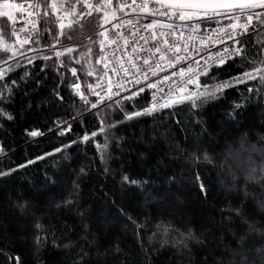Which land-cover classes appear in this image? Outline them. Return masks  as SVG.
<instances>
[{
    "label": "trees",
    "instance_id": "trees-1",
    "mask_svg": "<svg viewBox=\"0 0 264 264\" xmlns=\"http://www.w3.org/2000/svg\"><path fill=\"white\" fill-rule=\"evenodd\" d=\"M45 2L22 54L0 14V264H264V29L136 116L147 93L89 110L70 87L108 77L102 13Z\"/></svg>",
    "mask_w": 264,
    "mask_h": 264
},
{
    "label": "built area",
    "instance_id": "built-area-1",
    "mask_svg": "<svg viewBox=\"0 0 264 264\" xmlns=\"http://www.w3.org/2000/svg\"><path fill=\"white\" fill-rule=\"evenodd\" d=\"M87 2L95 5L98 1L87 0ZM123 2L124 0H115L116 4ZM128 2L131 3V0ZM156 7H158L156 4L149 5L150 9ZM116 8L117 5L116 7L114 5L113 10L116 19L110 20V23H104L103 27L100 28L108 37L107 40L103 37V45L101 46L108 73L107 79L93 84L87 90L83 88L77 76L70 83L72 92L87 104L89 110L96 109L102 102H116L134 97L133 93L139 92L141 88L144 91L139 92V94H148L149 107L159 108L202 76L203 71L208 72L211 68L220 65L221 57L227 61L229 59L228 53H232L231 58L236 56L233 49L239 48V44L228 38L229 33L241 41L245 36L253 34L261 28L254 22L256 24L255 30L249 28L248 33L241 35L240 29L235 32L229 29L228 26L233 23V20L225 15L215 16L212 19L180 21L176 18L169 19L167 16L147 15L146 12L141 13L139 10L133 12L128 7H125L123 11H118ZM82 11L86 13L88 9L82 8ZM86 17L88 16L85 15L83 18ZM227 19L231 22L212 24ZM127 21H131V25H128ZM153 21H159L161 24H173L174 27L172 29L156 27L151 30H146L143 27ZM241 22H243V17ZM113 25L119 26L114 28ZM194 28H196L195 31H193ZM224 29L227 32L223 31ZM153 32L157 36L160 32L167 35L153 41ZM118 34L128 38L129 43H125V40L120 38ZM141 36L145 37L148 43H145L144 39H140ZM113 39H115V43H111ZM164 40L168 41L167 45L164 44ZM59 46L55 43L50 47L55 50V55ZM156 46L161 48V52L165 54V59H160L161 53L153 56L152 52L148 51L149 49L154 51ZM177 46L180 48L178 53L175 51ZM141 48L144 51H141ZM169 48L172 51H169ZM225 49L228 52H225ZM129 57H131V63ZM146 57L150 58L149 65L143 64V59ZM177 57L183 59L177 62ZM170 61L171 63H169ZM133 63L137 65L136 68L132 67ZM172 64L175 66L173 67ZM121 65L128 70V75H125ZM150 67L156 70L157 75H152V72L149 71ZM189 68L192 69L191 72L188 71ZM181 71H184L185 75L181 76ZM145 74L147 79H145ZM151 85H155V87H151ZM58 128L65 129L66 123L59 125Z\"/></svg>",
    "mask_w": 264,
    "mask_h": 264
},
{
    "label": "snow or ice",
    "instance_id": "snow-or-ice-1",
    "mask_svg": "<svg viewBox=\"0 0 264 264\" xmlns=\"http://www.w3.org/2000/svg\"><path fill=\"white\" fill-rule=\"evenodd\" d=\"M81 3L82 8L88 9V11L80 12L79 17L82 19L85 15L91 17L93 15V12L100 13L104 12V17H101L104 19L107 17L108 12L105 11V7L111 8L112 7V0H98V2L93 5L90 2H87V0H79ZM150 4H156L158 7L150 9ZM135 5V7H133ZM5 7H9V5H5ZM44 7H52L53 9L56 8V4L53 3L51 5L47 4V2L44 3ZM125 7L130 8L133 12L140 11L141 13L146 12L147 15H160V16H167L169 19L176 18L180 21H192V20H203V19H212L215 16L225 15L229 19L233 20V23L230 24L228 27L232 30V32H235L237 29H240V34L244 35L249 32V28H252L255 30L256 24L254 21L259 23L260 25L264 26V11H255L256 9L264 10V0H131V3L128 2V0H124L123 3H118L116 10L123 11ZM74 8V6H73ZM4 16H8L7 13L3 14ZM45 16L48 15L47 12L44 13ZM72 15H76V12L73 10ZM243 17V22H241V19ZM113 19H116L115 15H113ZM8 20H11V17L8 16ZM74 23H79V20L74 21ZM105 23H110L107 19H105ZM128 25H131V21L126 22ZM72 24H69L68 27H71ZM119 25H113L114 28L118 27ZM64 25L61 24V28L63 29ZM100 27H103V25H100ZM146 30H151L156 27H162V28H169L172 29L174 27L173 24H161L159 21H153L147 25L143 26ZM199 26L197 25V28ZM196 28L193 29L195 31ZM223 31H226L224 29ZM137 32H139V29H137ZM63 35V31L60 33ZM99 35L103 36L105 40L108 39V37L105 35V32H100ZM120 38H123L125 40V43H129L128 38H125L122 36V34H118ZM135 35V34H133ZM167 34L164 32H160L159 36L155 32L152 33V39L153 41H156L160 37H164ZM228 38L233 40L234 43L240 44L241 41L236 38V36L231 35L229 33ZM140 39H144L145 43H148V40L141 36ZM28 41L26 40L25 43ZM115 39L111 41V43H115ZM101 44L103 45V41H101ZM164 44L167 45L168 41L164 40ZM22 46V45H21ZM3 50L7 51L8 48L5 47ZM74 49L68 48L67 51L71 53ZM103 50V48H101ZM136 50L135 48L133 49ZM141 51H144L143 48L140 49ZM148 51L152 52V55L155 56L157 53H161L160 59H165V54L161 52V48L159 46L155 47V50L152 51L149 49ZM169 51H172L171 48H169ZM175 51L178 53L180 52V48L177 46L175 47ZM225 52H228L227 49H225ZM233 52L235 55H241V49L235 48L233 49ZM63 53L57 52L56 55L60 56ZM232 53H228V58L231 59ZM46 59L48 57H45ZM182 57H177V62H180L182 60ZM78 62V61H77ZM129 62L131 63V57H129ZM6 63V61H5ZM150 58L146 57L143 59V64L149 65ZM171 63V61L169 62ZM198 63V62H197ZM220 64L225 63V59L221 57ZM264 63V62H262ZM174 67L175 65L172 64ZM133 68H136L137 65L135 63L132 64ZM121 69L124 71L125 75H128V70L123 68V65H121ZM149 71L152 72V75H157V72L154 68H149ZM189 72L192 71L191 68L188 69ZM255 73L257 75H260L261 72H264V69H254ZM203 75H207V71L202 72ZM3 71H0V78H2ZM73 75H75V70H73ZM91 75V73H89ZM181 76L185 75L184 71H181ZM244 76L248 79H256V75H253L251 72L244 73ZM261 79H264V76H260ZM145 79H147V75L145 74ZM167 79V78H166ZM189 82H192L189 80ZM238 82H243L242 80ZM197 84H199V81H196ZM151 87H155V85H151ZM226 87H231V84L229 82H224L221 84H218L216 86L217 90H223ZM144 91V89H140L139 92ZM162 91V89H161ZM139 92L133 93V95H139ZM205 93L201 92L199 93L196 98L198 99L200 96H203ZM131 99V97H129ZM184 99H192V95H189L187 97H184ZM95 106V105H93ZM169 104H163L161 107H168ZM193 106H195V102L193 101ZM155 110V106L153 108L145 109L144 113L136 112L133 115H142V114H150L152 111ZM129 119L132 118V116L128 117ZM32 135H37L36 132H33ZM87 139V137H85Z\"/></svg>",
    "mask_w": 264,
    "mask_h": 264
},
{
    "label": "rangeland",
    "instance_id": "rangeland-1",
    "mask_svg": "<svg viewBox=\"0 0 264 264\" xmlns=\"http://www.w3.org/2000/svg\"><path fill=\"white\" fill-rule=\"evenodd\" d=\"M40 1L41 0H0V14L3 15L4 13H7L8 16L11 17V20L8 21L13 31L15 32L14 41L9 42L7 44L12 55L16 53H21L24 49V45L26 44L25 41L26 40L29 41L30 37L35 33H37L39 27L38 9L40 6ZM56 1L58 0H50L49 4H53ZM114 3L115 1L112 0V7L111 8L105 7L107 8L106 11L108 12V15L102 20V25L105 23V19L110 21L113 20V15H115L116 17L113 8L114 5L116 7L117 4ZM5 5H9V7H5ZM255 11H264V10L256 9ZM8 16H6L7 19ZM64 16L66 17V15H63V17ZM102 16L104 17V12L102 13ZM59 25L61 24L59 23ZM258 26L264 29V26L263 27L262 25H258ZM262 62H264V58ZM198 79H196L191 85L183 89L178 95L168 100L165 104L171 105L173 103L181 102L182 100H186L184 99V97L193 95L195 89L198 88V84L196 83Z\"/></svg>",
    "mask_w": 264,
    "mask_h": 264
}]
</instances>
